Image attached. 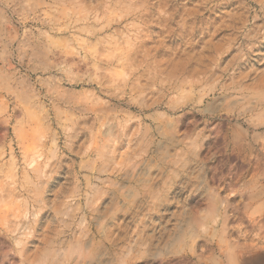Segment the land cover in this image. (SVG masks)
Returning a JSON list of instances; mask_svg holds the SVG:
<instances>
[{
  "label": "rangeland",
  "instance_id": "1",
  "mask_svg": "<svg viewBox=\"0 0 264 264\" xmlns=\"http://www.w3.org/2000/svg\"><path fill=\"white\" fill-rule=\"evenodd\" d=\"M8 2L11 7L0 6V36L15 35L25 49H18L19 55L33 67L43 69L49 48L52 55L48 58L63 63L59 71L44 74L41 90L32 84L35 75L18 82L30 99L42 91L51 93L48 100L33 104V115L55 105L65 137L77 150L87 148L86 141L104 142L105 164L99 172L90 174L96 177L92 182L103 181L108 174L126 178L140 159L149 157L162 156L169 162L173 173L170 190H176L178 178L191 179L210 169L208 176L216 179L206 183L200 207L192 211L199 213L213 201H227L219 213H208L209 220L214 221L206 237L214 249L212 264H264V197L260 195L264 192V164L255 155H241L242 147L249 153L264 147V127L257 126L251 146L242 144L239 137H233L229 145L218 132L221 123L231 131L230 122L237 119L236 101L232 99L237 89H257L264 81V20L246 13L245 0H175L166 11L155 8L159 17L156 21L144 17L121 21V26L127 27L98 46L92 38L85 40L74 30L73 36L78 38L75 42L68 32L57 35L50 31L48 22L39 23L40 9L36 5L50 0ZM90 5L91 0H79L78 15L85 23L77 27H88ZM8 50L6 41L0 40V54ZM9 63V72L20 67L14 61ZM201 97L203 103L196 106L194 102ZM24 116L23 104L11 112V123L22 135ZM12 131L8 122H0V139ZM29 136L23 152L29 157V167L38 166L45 151L53 146L47 131L39 125L30 130ZM161 143L166 146L164 152L159 150ZM12 149L19 151L16 145ZM8 167L11 169L10 161ZM118 191L104 197L102 203L109 209H115ZM22 207L19 196H6L0 191V224L5 214ZM135 207L129 212L115 211L116 225L123 222L130 232L143 233L149 245L155 242L162 253L174 247L178 256L172 258V264L180 258L195 259L191 251H185L179 234L167 233L164 228L158 233L159 226L151 222V217L170 220L177 215L165 211L170 207L166 198L151 211L144 208L135 213L137 217L147 213L146 219L133 220ZM0 241V262L9 264L11 252L5 247L9 241L2 235Z\"/></svg>",
  "mask_w": 264,
  "mask_h": 264
},
{
  "label": "clouds",
  "instance_id": "2",
  "mask_svg": "<svg viewBox=\"0 0 264 264\" xmlns=\"http://www.w3.org/2000/svg\"><path fill=\"white\" fill-rule=\"evenodd\" d=\"M170 3H175V0H91L92 17L86 21L87 28L77 27L85 23L78 15L79 0H50V3H38L36 7L40 9L37 13L41 16L39 23L48 22L51 32L57 35L68 32L75 42L78 38L73 36L74 30L82 34L85 40L92 38L98 46L127 27V24L121 26V21L140 17L149 19V22L156 21L159 17L155 14V8L166 11ZM245 4L249 16L264 20V0H245ZM0 6L9 8L11 4L8 0H0ZM32 30L39 32V29ZM0 40L6 41L10 49L0 54V65H3L0 68V122H8L13 130L11 135L6 134L0 139V152L3 153L0 160L9 157L0 165V191L6 196H19L23 205L21 210L11 215L5 214L4 223L0 224V235L9 241L5 245L11 252L9 264H172V258L178 256L174 247L162 253L155 242L149 245V238L143 233L130 232L127 224L121 222L122 226H117L113 220L115 211L123 209L129 212L133 205L136 206L133 220L146 219L147 213L140 217L135 213L143 212L144 208L151 211L153 205L165 198L170 202V207L165 211L177 215L170 220L151 217V222L159 226L158 233L159 228H164L167 233L179 234L185 251H191L195 257L177 259L176 264H212L214 249L206 237L214 221L209 220L208 213H219L227 201H213L202 212L192 211L200 207V197L206 191V183L216 179L208 176L210 169L191 179L178 178L174 186L176 190H170L173 186L169 178L173 173L169 162L162 156L159 159L149 157L140 159L126 178H114L108 174L105 180L92 182L96 177L90 174L99 172L105 164L103 140L86 141L87 148L81 146L77 150L65 137L63 121L57 115L55 105L33 115L36 113L33 104L48 100L51 93L42 91L41 95L30 99L18 87L22 77L31 79L35 75L36 80L32 84L41 90L40 80L44 74L59 71L63 63L48 58L52 55L49 48L43 69L33 67L19 55L17 50L25 49L16 42L15 35L10 38L0 36ZM13 44L16 46L13 47ZM10 60L20 67L9 72ZM168 95L166 92L165 97ZM232 99L236 101L234 115L237 119L235 123L230 122L231 131L221 123L218 132L224 137L223 142L229 145L233 137H239L242 144L251 146L257 126L264 127V81L257 89H237V95ZM48 102L51 103L50 100ZM202 103L203 97L194 102L196 106ZM22 104L25 106L23 135L16 124L11 123V112ZM9 105L12 106L11 110ZM37 125L47 131L53 147L45 151L42 163L29 167V157L23 152V145L30 138V130ZM163 128L164 125L160 126V131ZM186 144L190 147L189 141ZM12 145H16L19 151H14ZM165 148L161 143L160 152H164ZM262 153L264 147L259 150L254 148L252 153L241 148L243 157L255 155L264 164ZM9 161L11 169L8 167ZM138 168L141 169L139 172L136 171ZM104 171L107 174L108 170ZM155 177H158V182H154ZM125 179L127 183L123 182ZM117 188L116 207L109 209L102 201ZM260 195L264 197V192ZM157 239H160V235Z\"/></svg>",
  "mask_w": 264,
  "mask_h": 264
},
{
  "label": "bare ground",
  "instance_id": "3",
  "mask_svg": "<svg viewBox=\"0 0 264 264\" xmlns=\"http://www.w3.org/2000/svg\"><path fill=\"white\" fill-rule=\"evenodd\" d=\"M92 85V84H91Z\"/></svg>",
  "mask_w": 264,
  "mask_h": 264
}]
</instances>
